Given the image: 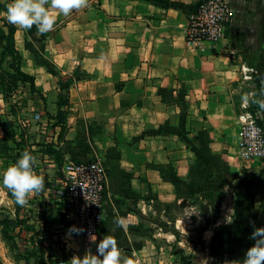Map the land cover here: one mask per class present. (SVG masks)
<instances>
[{
	"label": "crops",
	"instance_id": "1",
	"mask_svg": "<svg viewBox=\"0 0 264 264\" xmlns=\"http://www.w3.org/2000/svg\"><path fill=\"white\" fill-rule=\"evenodd\" d=\"M201 1L89 0L68 16L54 10L45 38L22 29L19 43L17 28L26 73L45 97L53 76L44 61L89 74L70 90L64 164H103L97 242L114 235L139 264L242 261L252 222L264 227V164L238 156L240 115L254 106L264 127V109L251 103L264 100V0H230L225 38L189 45Z\"/></svg>",
	"mask_w": 264,
	"mask_h": 264
},
{
	"label": "rangeland",
	"instance_id": "2",
	"mask_svg": "<svg viewBox=\"0 0 264 264\" xmlns=\"http://www.w3.org/2000/svg\"><path fill=\"white\" fill-rule=\"evenodd\" d=\"M7 1L8 4L12 3L11 0ZM8 4L5 5L4 2L1 4L4 5L5 11H0V18L7 20L4 13H6ZM0 27V35L1 33L6 34L7 30L2 26V23H0ZM19 30L17 41L20 43L22 41V29ZM47 35L49 33L43 34L42 37L45 38ZM22 64L23 71L26 73L28 65L26 61ZM4 66L7 67L6 62ZM42 66L47 73L53 76L50 80V90L45 93L46 97L41 92V81L35 80L36 88L40 91L43 99L39 95L30 94L28 88L21 84L18 93L20 107L16 108V111H11L10 106L0 93V123L2 121L12 122L19 142V146L10 144L13 150L7 155L0 153V220L17 218L15 203L8 197L9 190L4 187L2 180L7 168L14 165L25 150H29L37 157V164L34 170L38 175L45 178L44 192L33 195L28 205L21 206L19 209L18 217L25 223L13 233L16 242L15 250H11L4 241L2 228L0 227V264H42L37 258H26L29 257L28 254L34 248L33 240L39 233L46 238L47 246L52 245L57 249H64L68 255L67 261H70L74 255L79 256L81 254L80 256L83 257L85 250L88 248H91L92 252H94L91 241L85 240L81 235L68 233L69 228L76 225L70 217L67 206L69 201L63 182L64 165L59 168L53 157L54 148L61 147L58 141L61 126L54 120L57 113L56 102L58 96L69 97L70 101V90L74 84L77 81L89 79V74L83 70L82 66H78L75 70L63 71L59 69L58 65L52 64L48 60L44 61ZM37 103L41 106L43 103L45 108H39ZM70 107L69 113L71 114ZM3 137L4 133L0 126V138ZM52 215H55L62 224L64 223L63 221H69L70 225L64 227L59 222H53L51 219ZM189 242L196 244V247L199 244L197 241ZM58 255L60 254L58 253ZM19 257L22 258L19 259ZM61 260L62 258L55 264H59ZM46 262L49 264L48 259Z\"/></svg>",
	"mask_w": 264,
	"mask_h": 264
},
{
	"label": "built area",
	"instance_id": "3",
	"mask_svg": "<svg viewBox=\"0 0 264 264\" xmlns=\"http://www.w3.org/2000/svg\"><path fill=\"white\" fill-rule=\"evenodd\" d=\"M234 12L230 0H202L190 17L186 31L189 45L216 44L223 40L228 26L233 22ZM39 118V116H37ZM241 126L238 156L243 161H259L264 164V127L261 114L248 110L239 117ZM63 182L68 198L70 217L77 228L85 229L80 234L89 240V230L98 238L104 219L106 174L99 161L73 164L63 167ZM59 264H68L61 260Z\"/></svg>",
	"mask_w": 264,
	"mask_h": 264
},
{
	"label": "clouds",
	"instance_id": "4",
	"mask_svg": "<svg viewBox=\"0 0 264 264\" xmlns=\"http://www.w3.org/2000/svg\"><path fill=\"white\" fill-rule=\"evenodd\" d=\"M90 7L89 0H12L7 5L6 15L8 23L18 29L30 31L36 28L40 35L54 31L56 18L54 10L64 16L70 15L73 11L80 12ZM244 103H249V97L245 95ZM264 109V100H252ZM37 157L29 150H25L18 161L7 168L3 174L2 183L20 206H27L33 195L43 193L45 190V178L36 173L35 166ZM124 219L117 217L113 220L115 227L122 228ZM249 239L254 241L243 260L226 261V264H264V227H255ZM85 229L72 226L68 233L77 235L83 234ZM114 231V229H113ZM89 240L96 245L95 254L91 248L85 250L83 257L74 255L68 264H139L131 257L122 253L114 235L106 234L97 242L96 236L89 230Z\"/></svg>",
	"mask_w": 264,
	"mask_h": 264
},
{
	"label": "trees",
	"instance_id": "5",
	"mask_svg": "<svg viewBox=\"0 0 264 264\" xmlns=\"http://www.w3.org/2000/svg\"><path fill=\"white\" fill-rule=\"evenodd\" d=\"M4 4H8V1L5 0ZM0 11H5L4 5L0 6ZM0 23H2V26L7 30V33L4 35L3 39L4 44L2 46L0 59V93L3 95L5 102L10 106L11 111H16V108L20 107V97L18 93L21 88V84L28 88V92L30 94L39 95L41 99H43V96L36 88L35 78L22 70L23 56L16 46L17 27L8 23L5 18H0ZM5 62L7 63V67L4 66ZM56 106L57 113L54 120H56L59 126H61V132L58 137L60 144L61 142L65 141L67 132L68 117L70 114L69 97H63L62 95H59ZM255 109L256 108L252 106L251 111H255ZM0 126L4 133V137L0 138V153L2 155H7L13 150V147L10 144L19 146L17 132L15 131L12 122L2 121ZM53 157L59 168H62L65 158L61 147H57V149L54 148ZM8 197L15 203L17 209V218H4L0 220V227L2 228L4 241L9 245L11 250H15L16 242L14 240L13 233L16 229L22 227L25 221L20 220L18 217L21 206L15 202V199L10 191H8ZM51 219L53 222H59V224L63 225L64 227H68L70 225L69 221H63L64 223L62 224L55 215H52ZM33 245L34 248L28 254L29 257L26 258H37L42 264H48V262H46L47 259L49 260V264H55L60 258H62L64 261H67L68 259V255L64 249L60 250L53 247L52 245L47 246L46 238H44L40 233L33 240ZM58 253L60 255H58ZM21 258L22 257H19V259Z\"/></svg>",
	"mask_w": 264,
	"mask_h": 264
}]
</instances>
